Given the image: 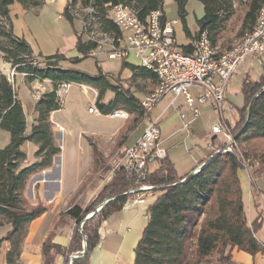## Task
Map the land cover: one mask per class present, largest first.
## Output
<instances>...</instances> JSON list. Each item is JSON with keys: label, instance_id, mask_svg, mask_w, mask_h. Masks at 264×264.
Returning <instances> with one entry per match:
<instances>
[{"label": "trees", "instance_id": "obj_1", "mask_svg": "<svg viewBox=\"0 0 264 264\" xmlns=\"http://www.w3.org/2000/svg\"><path fill=\"white\" fill-rule=\"evenodd\" d=\"M172 1L177 7L185 38L194 40L205 33L212 47L220 45L235 15L238 20L233 40L239 41L254 29L258 14L264 8V0H193L202 6L203 15L195 20L197 32L192 37L185 21L186 5L191 0ZM131 2L142 23L150 12L160 11L164 14L163 0H67L62 17L72 26L78 18L73 12L79 13L81 22L85 16H89L83 10L92 8L94 24L99 31L116 39L121 33L107 19V14L112 8ZM14 3L24 10L39 6L36 0H0L1 59L13 73L23 75L26 83L47 81L50 90L35 102L33 111L36 116L26 133L22 106L12 84L0 72V130L8 134L7 145L0 149V228L9 226V231L0 239V248L2 244L7 246L5 264H20L19 256L28 226L48 210V206L39 201L35 205L29 204L24 191L29 179L49 169L53 160L60 155L50 121L51 113L61 109L56 87L60 84L89 87L97 93L94 107L101 116L124 110L132 118L125 131L118 133L117 149L126 141V133L134 130L148 114L129 89L122 86L120 77L104 75L97 68V62V72L93 77L59 66L64 61L76 65L91 57L97 45L88 39L83 41V31L75 33L78 57L65 59L57 54L41 60L35 57L25 41L16 39L12 34L9 7ZM163 21L165 16L162 17ZM221 45L224 47V44ZM177 49L183 54L192 52L190 45ZM125 69L131 73L130 81L139 78L156 84L154 75L144 68L122 61L121 70ZM109 80L120 86L111 84ZM107 92L113 97L104 104L102 100ZM240 93L243 107L238 111L239 119L230 127V132L237 145L245 146L242 149L244 161L248 165L257 161L264 166V153L258 154L253 147L254 142L264 141V63L257 80H251L248 74L242 78ZM242 128L243 132L237 136ZM216 137L211 139L212 144L217 143L216 147L224 148V142L218 144ZM86 140L91 151V175H94L100 167L104 168L105 159L93 141ZM24 144L33 145L35 152L32 162L22 166L26 156L20 152V147ZM155 163L142 183H137L123 168L115 169L85 206L75 202L85 186L83 184L56 222L58 226L66 224V220L73 223L67 247L54 244V233H49L41 245L42 264H55L56 257L62 258V264H88L89 254L98 243V230L102 222L120 212L127 199L134 195L128 194V191L141 184L158 188L155 191L160 196L147 211L146 226L135 248L133 264H234L231 258L233 250L252 258L264 256V244L254 237L261 229L260 217L248 224L237 176L238 171L242 170V162L235 154H211L202 162L197 174L183 176L176 174L167 157ZM262 173L264 168L257 169L253 176L256 178ZM250 184H253L252 178ZM91 214L93 216L84 221ZM84 242L86 249L82 256ZM70 257L77 259L69 261Z\"/></svg>", "mask_w": 264, "mask_h": 264}, {"label": "crops", "instance_id": "obj_2", "mask_svg": "<svg viewBox=\"0 0 264 264\" xmlns=\"http://www.w3.org/2000/svg\"><path fill=\"white\" fill-rule=\"evenodd\" d=\"M56 0H49L45 3L55 4ZM67 3V0L62 1V5L60 6V10L55 9V20L62 27V23H67L65 19L62 17V12ZM36 10H24L19 4L14 3L9 7V17L12 25V34L16 39L23 40L30 48L32 54L37 57L39 60L53 56L55 54L64 56L65 59H72L78 57V54L75 50V33L79 34L82 31L81 22L77 19L73 21V25L70 26L73 30L72 35H33L30 28L27 25L29 12H39L43 6ZM202 7V6H201ZM60 11V12H58ZM203 15V13H202ZM202 17V16H201ZM200 17V18H201ZM199 18V19H200ZM166 20V18H165ZM198 20V19H195ZM194 20V21H195ZM167 21V20H166ZM176 25L174 26V37L177 48L181 46L190 45L192 39H186L185 36L180 35V38H184L182 41L179 40V35H176L177 25L180 31H182V27L180 23L176 20ZM68 24V23H67ZM64 29V27L62 28ZM178 29V30H179ZM65 31V30H64ZM197 32V29L194 32H191V36ZM84 35L82 36L83 39ZM83 41H85L83 39ZM181 41V42H179ZM49 42V45H48ZM70 42L69 47L71 48L67 52H65V44ZM219 47V46H218ZM98 57V58H97ZM90 58H95L97 60V68L101 70L104 75H108L111 77L119 76L122 82L131 79V73L129 70H121L122 61H110L107 59L104 53H98L95 56H91ZM129 58H132L133 61H129ZM89 59V58H88ZM130 66L139 67L138 61L133 57L129 56L125 60H123ZM108 62L109 70H103V66ZM110 62V63H109ZM68 64L63 67V64ZM244 65L245 70H250L254 67V65H258L262 74V65L253 62L250 57H246L242 63ZM59 66L63 69L75 70L80 73L86 74L89 77L95 76V72H83L80 69L75 68L74 65H71L69 62H60ZM1 73L6 76L7 73L11 72L10 66L8 64H2ZM140 68V67H139ZM247 68V69H246ZM4 70L6 73H4ZM237 71V70H236ZM249 71L242 75V78L248 74ZM235 74V73H234ZM15 83L16 96L18 101L22 106V110L24 115H29V119L32 121L35 118V113L33 111L35 102L30 97L31 89L37 87L36 83L28 84L26 83L23 75L13 73L12 77ZM139 79V78H138ZM142 80V79H141ZM110 81V80H109ZM148 81L151 85L152 89L155 87V82ZM113 84L112 81H110ZM114 85V84H113ZM45 86H49L46 84ZM75 86V85H73ZM83 90L85 95L88 94L89 91L93 93V97L90 101V104L94 106V102L96 99V91L85 86H77ZM192 93L196 92L194 89L191 90ZM67 94L65 95L64 101L66 99ZM105 96V95H104ZM241 101L236 106L232 103V97L225 89V111L228 115H230L231 120L228 118H224L225 123L228 127H233L239 119L238 111L243 107V99L240 94ZM180 98V97H178ZM173 96H165L161 102L151 111L150 113V121H156L157 127L160 130V139L162 147L166 151V157L173 164L175 172L178 176H183L188 173L192 174V172L201 166L202 162L211 156V152L215 149L214 144H212L211 139L214 137L211 135L210 130L205 131L203 126H201L202 116H207L211 113L215 114V110L212 109L209 105H206L200 109V114L196 119H192L191 112L186 108L184 104V100H182L181 105H179L175 112L172 114H168L169 109L173 108L175 100ZM167 99V103L162 107L160 105L162 102ZM104 100V98H103ZM102 103L107 104L105 102ZM112 100H109V102ZM139 100V99H138ZM140 101V100H139ZM108 102V103H109ZM63 106V102L61 107ZM62 109V108H61ZM60 109V110H61ZM57 112V111H56ZM56 112L51 113L50 121L53 124L52 116ZM179 115H184V119H180ZM101 116V115H99ZM97 116V117H99ZM106 118L110 119L108 116ZM130 116L128 115V119ZM122 121V125L116 129L111 135L114 138V147L113 150L120 152L126 147L131 145L140 135L143 129L134 130L126 133V141L124 144L117 149L116 148V139L118 137V133L120 131H125L126 125L130 123V121ZM112 120V119H110ZM121 121V120H119ZM214 123V121L212 122ZM31 124V123H30ZM188 124V130H183V125ZM58 125V124H56ZM30 130V127H29ZM26 131V133L29 132ZM64 135H72L70 131L63 130ZM54 136L59 139L61 138V134L57 131L53 130ZM80 141L83 139L87 142V138L79 137ZM177 142V140H179ZM176 141V142H175ZM8 143V134L0 130V149L4 148ZM20 147V152L25 156L26 154L22 150L23 146ZM88 145V143H87ZM183 145L188 152L187 154L190 156L192 153L193 156H190L189 160L177 161L175 163L174 156L171 157V154H174L177 150L178 146ZM89 146V145H88ZM98 148V147H97ZM99 150V148H98ZM61 149L60 155L53 160L52 166L43 171L42 173H38L32 176L24 191V196L31 205H35L38 201L43 205L48 206V210L42 214L39 218L35 219L30 223L27 230V235L23 241L21 247V253L19 256L20 264H42L41 257V245L44 242L45 238L49 233H54L53 243L59 245L61 247H67L70 236H71V221L66 220V224L62 226L56 225L58 218L61 214L65 213L69 203L74 199L75 195L78 193L80 188L82 187V176H77L76 179L67 183L64 177V167L61 164ZM176 159V158H175ZM185 159V158H184ZM174 160V161H173ZM27 162V160H25ZM156 163H152L149 165V172L154 168ZM91 165V151H90V163L88 168L90 169ZM86 168V169H88ZM241 190H242V202L244 205L243 197L244 190L242 189L247 177L249 178V174L245 170L238 171L237 173ZM29 184H33L34 195L30 198L27 196V191L29 188ZM84 188L81 193L76 198L75 202H79L80 197L82 196ZM96 192L89 198L91 199ZM160 196L158 191H148V192H140L138 194L132 195L129 197L124 204L122 210L118 213H115L109 216L104 222H102L99 230H98V243L94 247V249L90 252L88 258V264H133L134 262V251L141 239L142 233L146 226V214L148 209L156 202L157 198ZM250 199V203H252L253 198L248 195ZM254 204V202H253ZM245 209V207H244ZM9 231V226H3L0 228V239H2L6 232ZM256 237V236H255ZM257 239V237H256ZM258 240V239H257ZM259 241V240H258ZM6 244H2L0 248V264H5V253H6ZM232 262L234 264H259L260 260H264V256H255L250 257L241 252H237L233 250L231 252ZM261 258V259H259ZM55 264H62V258L56 257Z\"/></svg>", "mask_w": 264, "mask_h": 264}, {"label": "built area", "instance_id": "obj_3", "mask_svg": "<svg viewBox=\"0 0 264 264\" xmlns=\"http://www.w3.org/2000/svg\"><path fill=\"white\" fill-rule=\"evenodd\" d=\"M93 9L89 8V16L83 21H91V28H83L86 38L97 45L90 56L104 53L110 61H123L129 56H133L140 66L155 69L159 73L161 90L156 97H145L140 105L149 113L165 96H173L174 99L182 97L186 108L191 112L192 119H196L200 114V109L209 105L217 114L216 122L211 126L210 133L213 136L222 135L224 148L215 147L213 152L230 150L235 147L230 146L231 134L225 125L223 118V106L225 105V89L230 78L236 72L238 66L246 57H250L253 62L259 65L264 63V11L261 15V22L255 34L249 37V42L241 49H236L229 53L228 57L218 58L217 51H207L201 44L200 34L190 43L191 54L181 53L176 46L174 37L175 21H163L160 11H153L148 14L144 23L138 18V13L129 5H118L112 8L107 14V19L111 21L120 31L118 38H112L102 34L93 20ZM105 41H101L100 37ZM107 48V50H104ZM6 76L13 77V71ZM9 81L8 77H6ZM10 82V81H9ZM37 87L31 89L30 97L36 102L45 93L46 84L49 82L34 81ZM70 85L60 84L56 87V96L62 104L61 95L69 89ZM194 89L196 92L192 93ZM88 113L99 116L94 107L88 108ZM108 117L112 120L124 121V111L115 110ZM184 119V115H179ZM57 132L61 134L63 128L56 125ZM183 130H188V124L183 125ZM166 157V151L162 147L160 130L156 121H150L143 128L141 135L126 150H122L120 156L114 161H108L110 174L115 169L123 168L137 183H142L148 173L150 164L158 162ZM158 188L140 185L129 190L128 194H138L157 190Z\"/></svg>", "mask_w": 264, "mask_h": 264}, {"label": "rangeland", "instance_id": "obj_4", "mask_svg": "<svg viewBox=\"0 0 264 264\" xmlns=\"http://www.w3.org/2000/svg\"><path fill=\"white\" fill-rule=\"evenodd\" d=\"M39 3L38 7H31L28 10H36L40 8L42 5L46 4L45 2L49 0H36ZM63 0H56L55 4H46L41 8L39 12H29L27 25L30 28L33 35H72L73 32L72 28L67 23H62L64 25L63 27L58 24L55 20V9L60 10V6L62 5ZM164 16L168 22L171 20H176L178 23H180L177 15V7L175 3L172 0H163V7H162ZM60 12V11H58ZM186 25L189 30V32H194L196 30L195 26V19H199L202 16L203 9L201 5L196 1H189L186 5ZM77 19L80 20L79 13H72ZM239 16V14H238ZM54 18V20H52ZM237 15L232 18L229 26L227 27L228 31L223 36V40L220 42L221 46L220 49L227 48L231 46L233 43H235L234 39V33L237 29ZM181 25V23H180ZM82 27V25H81ZM177 25V31L176 35H179V40H183L184 38H180V35H184L183 31H180ZM182 27V26H181ZM84 28V27H83ZM179 29V30H178ZM65 30V31H64ZM82 31V30H81ZM84 35V34H83ZM84 40H87L86 36L83 37ZM101 41H105L104 37L98 38ZM179 41V42H181ZM224 44V47H222ZM70 42L66 43V48L64 49L65 52L70 50L69 47ZM49 45V42H48ZM104 50H107L105 48ZM98 58V57H97ZM129 61H133L132 58H129ZM95 62L97 60L94 58H89L86 60H83L79 64L74 65L75 68L80 69L83 72H95L96 75V67ZM106 64L103 66V70H109V64L108 62H105ZM110 63V62H109ZM2 64H7L1 59L0 55V66ZM68 64H63V67ZM247 69V68H246ZM245 67L244 65L240 64L237 68V71L235 74L230 78L229 82L226 85L227 92L232 97V103L236 106L240 103L241 97H240V88H241V77L244 75V73L248 72L249 78L251 80L255 81L259 78L261 70L258 65H254V67L250 70L244 71ZM0 67V72H1ZM4 73L6 71L4 70ZM8 77L10 84H12V87L14 91L15 89V83L10 76ZM114 85L120 86L118 83H113ZM122 86L124 88H128L129 91L133 94L134 97L140 100V102L149 95L153 89L148 81H143L141 79L135 78L133 80H126L125 82H121ZM46 90H50V86H46ZM66 99L64 101L65 95ZM93 97V93L91 91L88 92L87 95L83 93V90L80 89L77 86H70L69 89L65 93L61 95V101L63 102L62 109L57 111L54 116H52L53 120V130L57 131L56 124L58 126L62 127L63 130L70 131L72 135H64V132L61 133V138L57 139L54 136L55 144L59 149H61V164L64 167V177L67 183L73 182L77 176H82V184H84V190L82 193V196L79 199V202L82 205H87L89 202V198L97 192L102 185L107 182V180L111 177L110 174V166L108 165V161H114V158L118 157V155L121 154L120 150L114 151V138H112V133L118 129L122 125V121L119 120H110L106 118L105 116H95L90 113H88L89 107H94L90 104V101ZM112 94L107 92L104 96L103 102L108 103L111 99ZM183 98L180 97L177 100H175V103L173 105V108L169 109L170 111L168 114H172L176 111L177 107L181 105ZM165 103H167V99H165L160 107L164 106ZM223 118H228L231 120L230 115L227 114L225 111V105L223 106ZM95 108V107H94ZM124 111V110H123ZM173 111V112H171ZM125 112V111H124ZM151 112V111H150ZM128 115V114H127ZM150 113L146 115V117L137 123V130L143 129L146 124H148L150 120ZM217 114H209L207 116H202V122L201 126H203L205 131H209L211 129V126L216 122ZM26 120V131L29 130L31 120L29 119V115L26 114L25 116ZM132 118L130 117L128 121H131ZM126 121V120H125ZM214 121V123H212ZM227 126L229 132L230 127L225 123ZM231 134V132H230ZM84 137L87 139H91L93 143L99 148V151L103 155L105 159L104 168H99L94 175H91V169L88 168L90 163V148L87 145V142L83 139L80 141L79 137ZM212 135V134H211ZM232 141L230 142V146L235 147L233 152H230V150H223V151H216L211 152V154H235L237 158L240 159L242 162V171L245 170L249 174V178L247 177L242 189L244 190V207L246 212V217L248 224H251L258 216L260 217L261 221V229L254 235L259 240L260 243L264 244V173H262L260 176L254 178L253 173L257 171V169H263L264 166H262L259 162L254 161L251 163V165H248L242 157V149H244L245 146L243 145H237L235 143L234 137H230ZM177 140V142H179ZM216 141L218 144L223 143V137L222 135H218L216 137ZM176 142V141H175ZM214 146H217V143H213ZM253 147L256 150L258 154L264 153V141L263 142H254ZM22 150L26 154V160L27 162H22L21 165L25 166L32 162L33 160V154L35 152V147L30 144H26L23 146ZM177 150L174 154H171V157L174 156L175 163L178 161H184L189 160L190 156H193L192 153L189 156L183 145L178 146ZM57 158V157H56ZM176 158V159H175ZM185 158V159H184ZM173 160V161H174ZM177 160V161H176ZM202 166V165H201ZM88 168V169H86ZM198 167L197 169H199ZM200 170V169H199ZM196 169L192 172V174H197L198 172ZM42 173V172H41ZM250 178L253 179V184L251 186L250 184ZM34 189L33 184H29V188L27 191V196L30 198L34 195ZM253 198L252 203H250L249 195ZM107 198V196H106ZM254 202V204H253ZM98 205V204H97ZM97 207V206H96ZM73 228V223H71ZM71 228V231H72ZM255 237V239H256ZM256 239V240H257ZM257 240V241H258ZM260 256V255H259ZM232 258V257H231ZM261 259V258H259ZM259 264H264V260L259 262Z\"/></svg>", "mask_w": 264, "mask_h": 264}, {"label": "bare ground", "instance_id": "obj_5", "mask_svg": "<svg viewBox=\"0 0 264 264\" xmlns=\"http://www.w3.org/2000/svg\"><path fill=\"white\" fill-rule=\"evenodd\" d=\"M132 5H133V2H131L129 4V7L133 8ZM263 11H264V8L261 9L259 14H258L256 24L254 25L255 27H253L254 29L249 34L244 35L239 41H235V43H233L231 46L224 48V49H220L219 47H212L206 36L201 37V44L204 45L205 50H207V51H217L218 52V58L228 57L230 52L235 51L236 49H241L242 46H245L246 43L249 42V37H251L252 35L255 34V29H258L259 23L261 22V15H263ZM83 13L86 15H89V8L84 9ZM83 27L84 28H91V21H86L85 23H83ZM140 67L149 71L151 74L154 75V77L156 79V84H155L153 91L149 95H147L146 97H156L158 92H160V90H161V82H160L159 73L157 71H155V69L147 68V66H140ZM127 119H128V115L124 112V121ZM231 141H232V139L230 138V142ZM123 150H126V147ZM118 156H120V155H118ZM200 168H201V166H200ZM199 169H196L197 171H195V173L198 172Z\"/></svg>", "mask_w": 264, "mask_h": 264}, {"label": "water", "instance_id": "obj_6", "mask_svg": "<svg viewBox=\"0 0 264 264\" xmlns=\"http://www.w3.org/2000/svg\"><path fill=\"white\" fill-rule=\"evenodd\" d=\"M246 121H247V120H246ZM245 124H246V123H245ZM241 132H243V128L239 131V133L237 134V136H238ZM99 209H100V207H99ZM99 209H97V210H99ZM95 212H96V211H95ZM93 214H94V213H93ZM93 214H91V215H89L88 217H86L84 221H87L88 219H90V218L93 216ZM85 249H86V245H85V242H84V244H83L82 256H83L84 253H85ZM76 259H77V257H70L69 261L76 260Z\"/></svg>", "mask_w": 264, "mask_h": 264}]
</instances>
